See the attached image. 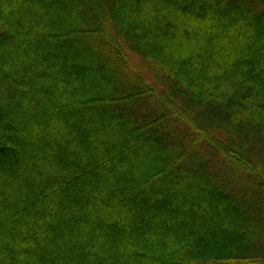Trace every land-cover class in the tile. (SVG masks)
Here are the masks:
<instances>
[{
  "label": "trees",
  "instance_id": "1",
  "mask_svg": "<svg viewBox=\"0 0 264 264\" xmlns=\"http://www.w3.org/2000/svg\"><path fill=\"white\" fill-rule=\"evenodd\" d=\"M0 264H264V0H0Z\"/></svg>",
  "mask_w": 264,
  "mask_h": 264
}]
</instances>
